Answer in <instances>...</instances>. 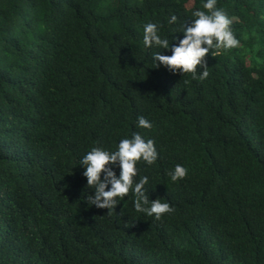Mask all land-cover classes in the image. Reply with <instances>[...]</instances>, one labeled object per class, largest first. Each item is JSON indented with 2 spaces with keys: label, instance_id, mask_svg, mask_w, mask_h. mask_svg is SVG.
I'll return each mask as SVG.
<instances>
[{
  "label": "trees",
  "instance_id": "obj_1",
  "mask_svg": "<svg viewBox=\"0 0 264 264\" xmlns=\"http://www.w3.org/2000/svg\"><path fill=\"white\" fill-rule=\"evenodd\" d=\"M203 2L0 0V264H264V0H216L239 46L204 80L143 44L148 23L178 43ZM136 133L158 152L134 183L170 204L160 219L131 192L86 202L83 156Z\"/></svg>",
  "mask_w": 264,
  "mask_h": 264
},
{
  "label": "clouds",
  "instance_id": "obj_2",
  "mask_svg": "<svg viewBox=\"0 0 264 264\" xmlns=\"http://www.w3.org/2000/svg\"><path fill=\"white\" fill-rule=\"evenodd\" d=\"M202 7L204 10L192 13L195 19L191 25L182 28L183 38H174L178 40L176 44H170L169 39L161 35V25L148 23L144 26L143 44L146 48L156 47L172 53L170 56L161 52L153 53L155 67L163 65L176 72L192 74L193 79L204 80L209 76L205 61L209 54L217 56L224 50L239 46V41L230 27L232 20L224 11L216 8V0H204ZM167 22L169 25L175 24L177 17L172 15ZM198 67L204 68L202 74H197ZM137 124L140 128L152 127L144 117L138 118ZM157 158L155 142L151 139L145 140L139 133L122 139L115 150L94 147L80 161L85 168L83 174L87 178L88 186L95 189V196L87 197L89 207L94 205L110 212L116 207L118 200H123L131 192L134 194V207L137 212L156 219L170 213L173 209L169 203L162 202L163 199L150 201L145 194V186L149 184L147 177L134 183L138 174V162L143 160L151 165ZM116 165L120 168L119 178L110 167ZM169 175L176 182L186 177L187 169L177 164ZM109 185L110 190H106Z\"/></svg>",
  "mask_w": 264,
  "mask_h": 264
},
{
  "label": "rangeland",
  "instance_id": "obj_3",
  "mask_svg": "<svg viewBox=\"0 0 264 264\" xmlns=\"http://www.w3.org/2000/svg\"><path fill=\"white\" fill-rule=\"evenodd\" d=\"M142 0H130L131 4H139Z\"/></svg>",
  "mask_w": 264,
  "mask_h": 264
}]
</instances>
